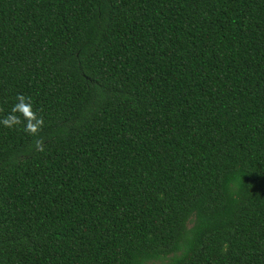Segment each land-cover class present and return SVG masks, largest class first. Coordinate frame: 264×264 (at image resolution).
Returning a JSON list of instances; mask_svg holds the SVG:
<instances>
[{
	"label": "trees",
	"instance_id": "16d2710c",
	"mask_svg": "<svg viewBox=\"0 0 264 264\" xmlns=\"http://www.w3.org/2000/svg\"><path fill=\"white\" fill-rule=\"evenodd\" d=\"M0 264H264V0H0Z\"/></svg>",
	"mask_w": 264,
	"mask_h": 264
},
{
	"label": "clouds",
	"instance_id": "9594fccd",
	"mask_svg": "<svg viewBox=\"0 0 264 264\" xmlns=\"http://www.w3.org/2000/svg\"><path fill=\"white\" fill-rule=\"evenodd\" d=\"M17 99L20 102L12 108V113H20L27 121L25 131L35 134L43 124L42 118H37L36 114L32 110L30 100L26 103L23 96H18ZM20 122V118L16 115H9L2 121L3 125L9 128L14 124H19Z\"/></svg>",
	"mask_w": 264,
	"mask_h": 264
}]
</instances>
